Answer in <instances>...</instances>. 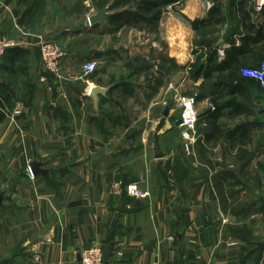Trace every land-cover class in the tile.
Masks as SVG:
<instances>
[{
	"label": "crops",
	"instance_id": "1",
	"mask_svg": "<svg viewBox=\"0 0 264 264\" xmlns=\"http://www.w3.org/2000/svg\"><path fill=\"white\" fill-rule=\"evenodd\" d=\"M97 1L0 0V37L17 44L0 60V264H81L94 245L110 253L105 264H264V140L254 149L264 89L215 85L228 78L219 65L231 41L264 33V10L183 0L112 31L90 24L112 14ZM46 37L65 50L61 79L42 63ZM235 59L239 72L263 60ZM90 60L98 69L85 74ZM93 87L108 89L98 108ZM192 95L199 121L187 148L177 104ZM217 99L244 106L214 120ZM34 161L45 172L33 174ZM131 183L149 195L129 196Z\"/></svg>",
	"mask_w": 264,
	"mask_h": 264
},
{
	"label": "trees",
	"instance_id": "2",
	"mask_svg": "<svg viewBox=\"0 0 264 264\" xmlns=\"http://www.w3.org/2000/svg\"><path fill=\"white\" fill-rule=\"evenodd\" d=\"M182 1L183 0H113L112 4L109 6V10L112 14L108 19L109 24L112 26L111 30L119 31L125 26L154 22L162 17L163 12L168 6L181 3ZM97 2L99 6L105 7V2L100 0ZM194 26L197 27L196 25ZM250 32V34L241 37L242 42L240 45H237L235 40L231 41V47L227 50V59L219 65L224 70L229 69L230 72L226 81L219 80L215 85L221 89H227L229 94H234L246 88L248 89L252 85L247 81L250 78H246L241 74V69L244 66L240 68V72L238 66L232 67V65H238L240 63V61L235 59L236 55L247 53L250 57L255 59V62H257L259 57L264 60V33L261 31L259 33L257 32V35H253V30H250ZM249 67H253V65ZM225 102V104L220 105L218 99L214 100V108L207 112L208 118L212 117L211 119L216 120L220 110L231 103L238 108L244 106L236 99H230ZM245 107L244 109L237 110L242 112V110H245ZM214 129L221 133L219 126L214 127L213 130Z\"/></svg>",
	"mask_w": 264,
	"mask_h": 264
},
{
	"label": "built area",
	"instance_id": "3",
	"mask_svg": "<svg viewBox=\"0 0 264 264\" xmlns=\"http://www.w3.org/2000/svg\"><path fill=\"white\" fill-rule=\"evenodd\" d=\"M257 12L264 9V0H254ZM17 44L13 40L0 37V60L6 55L9 49L16 47ZM38 47L41 52L42 63L45 70L54 77L61 79L60 65L61 60L65 57V50L53 38H42ZM98 69V62L90 60L85 63L83 70L85 74L94 73ZM241 74L250 79L256 80L264 89V60L258 66L243 67ZM171 89L177 90L174 85H170ZM166 104V103H165ZM196 96H181L178 99L177 107L181 109V125L184 127V137L186 139V147L192 143V134L195 133L199 121V113L196 109ZM126 192L131 197L148 196V191H142L138 183H131L126 186ZM81 264H105L104 251L99 245L81 251Z\"/></svg>",
	"mask_w": 264,
	"mask_h": 264
},
{
	"label": "water",
	"instance_id": "4",
	"mask_svg": "<svg viewBox=\"0 0 264 264\" xmlns=\"http://www.w3.org/2000/svg\"><path fill=\"white\" fill-rule=\"evenodd\" d=\"M110 17L108 11L106 9H103V10H99L95 15H92L90 18H89V21H90V24H95V23H98V22H105L106 20H108ZM108 91V89H103L101 87H93L92 90H91V96L93 97V99L95 100L96 102V107L98 108V95L99 94H103L105 95L106 92ZM181 123V120L180 122ZM155 150H156V156L158 158L162 157V153L160 152V149H159V145L158 143L156 142V145H155ZM41 163L38 162V161H34L32 164H31V170L33 172V174H38L39 172H45L43 171L42 167H41ZM2 195L0 196V205L2 204ZM260 249L263 247V243H258ZM110 253L107 252V251H104V258L107 259L109 257Z\"/></svg>",
	"mask_w": 264,
	"mask_h": 264
},
{
	"label": "rangeland",
	"instance_id": "5",
	"mask_svg": "<svg viewBox=\"0 0 264 264\" xmlns=\"http://www.w3.org/2000/svg\"><path fill=\"white\" fill-rule=\"evenodd\" d=\"M95 1H97V0H95ZM99 1V0H98ZM100 1H102V2H105V7H108L109 8V6L112 4V2H113V0H100ZM103 4V3H102ZM109 10V9H108ZM109 12H110V10H109ZM58 41V40H57ZM60 43V42H59ZM132 44H134L135 45V42L134 43H131V45ZM61 45V44H60ZM62 46V45H61ZM63 48V47H62ZM64 49V48H63ZM143 65H146V63H144ZM190 82H188L187 83V85H186V88H187V91H192V89L190 88V85H188ZM193 96V95H192ZM260 119H263L262 117H260ZM259 134L261 135L260 137H258L257 136V134L255 135V142H254V149H255V146H256V143H258V141H259V139H260V141L259 142H261L262 140H264V129H260V131H259ZM262 160H264V156H260L259 157V160L258 161H261V162H264V161H262ZM257 161V162H258ZM255 165V164H254ZM255 177L257 176V175H254ZM250 179L252 180L253 179V175H250Z\"/></svg>",
	"mask_w": 264,
	"mask_h": 264
}]
</instances>
